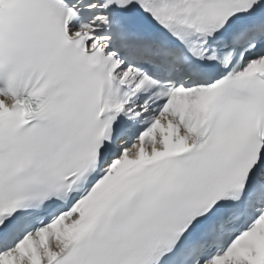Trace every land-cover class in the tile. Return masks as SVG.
Here are the masks:
<instances>
[{
	"label": "snow or ice",
	"instance_id": "snow-or-ice-1",
	"mask_svg": "<svg viewBox=\"0 0 264 264\" xmlns=\"http://www.w3.org/2000/svg\"><path fill=\"white\" fill-rule=\"evenodd\" d=\"M0 264H264V0H0Z\"/></svg>",
	"mask_w": 264,
	"mask_h": 264
}]
</instances>
